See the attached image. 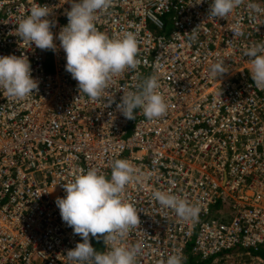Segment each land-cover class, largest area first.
I'll list each match as a JSON object with an SVG mask.
<instances>
[{
  "label": "built area",
  "instance_id": "obj_1",
  "mask_svg": "<svg viewBox=\"0 0 264 264\" xmlns=\"http://www.w3.org/2000/svg\"><path fill=\"white\" fill-rule=\"evenodd\" d=\"M210 3L111 0L96 27L109 37L133 32L138 64L92 100L65 70L58 40L56 51L41 50L15 35L33 4L50 8L58 34L71 4L0 0V55H26L38 81L24 99L0 88V264H72L66 252L81 237L55 201L81 169L97 167L110 178L117 158L144 174L123 193L140 218L123 241L144 245L136 264H164L173 253L183 263L195 255L199 264H264V90L253 83L244 54L264 42V13L250 14L242 0L226 18H214ZM217 58L227 71L218 79L208 71ZM152 74L166 114L149 120L137 109L134 120L125 118L116 108L122 92L138 90ZM156 190L196 206V217L162 207ZM90 242L102 252L110 243Z\"/></svg>",
  "mask_w": 264,
  "mask_h": 264
},
{
  "label": "clouds",
  "instance_id": "obj_2",
  "mask_svg": "<svg viewBox=\"0 0 264 264\" xmlns=\"http://www.w3.org/2000/svg\"><path fill=\"white\" fill-rule=\"evenodd\" d=\"M71 4L66 11L68 23L58 34L53 33L55 23L49 19L51 10L47 5L33 4L23 16L16 29L22 42L26 41L41 50H57L65 53V70L78 83L80 94L92 100L104 97L113 77L137 66L138 42L133 32L109 37L95 24L97 13L106 10L111 0H65ZM195 4L202 0H194ZM242 0H211L208 15L226 18L240 6ZM250 14L264 13V7L256 0H248ZM195 30V29H194ZM194 30L192 39L196 36ZM236 25L234 35H240ZM250 58V76L259 89L264 90V42L256 43L245 51ZM225 61L217 58L209 66L211 77L219 78L227 71ZM0 88L9 96L24 99L38 88L32 76L31 63L26 55H0ZM159 81L155 74L147 77L138 90L122 92L117 110L127 119L134 120V112L142 110L149 120L166 114L168 105L158 91ZM107 101V100H106ZM114 98L108 102L110 106ZM111 176L106 177L97 167L81 169L69 182L63 184L65 195L55 203L61 218L74 234L81 237L74 248L68 249L66 257L72 264H136L144 245L123 243L129 230L140 224L138 210L128 202L123 193L128 185L140 182L144 174H138L135 166L126 159H114ZM154 199L162 206L173 209L182 219H194L199 209L180 196L163 190L153 192ZM90 237H103L109 243L107 251H97ZM164 264H183L179 253L170 254Z\"/></svg>",
  "mask_w": 264,
  "mask_h": 264
},
{
  "label": "trees",
  "instance_id": "obj_3",
  "mask_svg": "<svg viewBox=\"0 0 264 264\" xmlns=\"http://www.w3.org/2000/svg\"><path fill=\"white\" fill-rule=\"evenodd\" d=\"M183 264H199L195 255H189Z\"/></svg>",
  "mask_w": 264,
  "mask_h": 264
},
{
  "label": "rangeland",
  "instance_id": "obj_4",
  "mask_svg": "<svg viewBox=\"0 0 264 264\" xmlns=\"http://www.w3.org/2000/svg\"><path fill=\"white\" fill-rule=\"evenodd\" d=\"M95 248H96L97 251L102 252V247H101V245H100L99 242H97V243L95 244Z\"/></svg>",
  "mask_w": 264,
  "mask_h": 264
}]
</instances>
